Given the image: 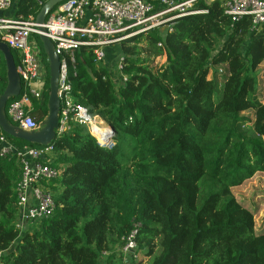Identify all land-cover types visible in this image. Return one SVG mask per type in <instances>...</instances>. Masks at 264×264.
<instances>
[{
  "label": "trees",
  "instance_id": "16d2710c",
  "mask_svg": "<svg viewBox=\"0 0 264 264\" xmlns=\"http://www.w3.org/2000/svg\"><path fill=\"white\" fill-rule=\"evenodd\" d=\"M47 1L14 0L6 16L35 19ZM189 10L201 13L115 49L125 82L111 79L92 47L75 53L72 101L110 128L108 141L72 122L55 138L50 166L60 174L44 183L54 211L22 233L15 228L22 166L14 154L0 158V264H123L118 248L135 230L141 259L129 264H264V228L256 230L255 213L232 193L264 173L257 85L264 25L252 29L248 17L232 22L220 1L194 0ZM11 54L18 66V53ZM5 86L1 56L0 95ZM45 87L29 111L38 125L47 115L48 68ZM0 138L41 147L1 129Z\"/></svg>",
  "mask_w": 264,
  "mask_h": 264
},
{
  "label": "built area",
  "instance_id": "2783aa9c",
  "mask_svg": "<svg viewBox=\"0 0 264 264\" xmlns=\"http://www.w3.org/2000/svg\"><path fill=\"white\" fill-rule=\"evenodd\" d=\"M14 0H0V41L10 50L18 53L20 62L17 72L21 90L17 98L7 103L6 117L24 131H33L39 125L29 115L32 100L43 101L46 91L47 71L41 59L37 44L30 42V37L44 35L54 47L59 58L58 98L60 112L56 137L62 136L69 124L76 123L88 127L90 133L99 138L104 132L95 133L91 128L92 120H99L89 111L75 105L71 98L69 72L75 69V53L81 47H92L98 62L105 60V51L142 32L155 28L170 29L172 21L201 13L190 11L194 0L177 4L174 0H65L50 12L42 25V32L35 19L14 20L6 16ZM220 1L224 13L232 22L242 17L251 20L252 29L264 25V0H208ZM1 65V54H0ZM123 59L119 57L116 67L120 80L126 81L121 74ZM97 138V139H98ZM14 154L22 166V175L17 185V220L15 228L22 233L25 228L37 225L50 217L55 204L51 192L44 183L59 176V171L50 166L53 147L17 148L4 138H0V158ZM137 231L131 232L118 248L122 263L136 262Z\"/></svg>",
  "mask_w": 264,
  "mask_h": 264
},
{
  "label": "water",
  "instance_id": "95a60500",
  "mask_svg": "<svg viewBox=\"0 0 264 264\" xmlns=\"http://www.w3.org/2000/svg\"><path fill=\"white\" fill-rule=\"evenodd\" d=\"M65 0H48L38 12L35 23L39 26V31L42 30V25L50 12ZM44 56L47 60L48 68V98H47V115L44 121L39 124V128L33 131H24L19 127L11 124L6 117V106L9 100L17 98L21 90V82L14 63L11 50L8 46L0 41V54L5 65L6 86L0 95V129L7 136L34 144L41 147L50 146L55 138L58 129V118L60 112V101L57 95L58 78H59V58L55 54L53 44L42 34L38 36ZM110 128L98 138L101 143L108 141L107 134ZM96 133V132H95Z\"/></svg>",
  "mask_w": 264,
  "mask_h": 264
},
{
  "label": "rangeland",
  "instance_id": "374dc122",
  "mask_svg": "<svg viewBox=\"0 0 264 264\" xmlns=\"http://www.w3.org/2000/svg\"><path fill=\"white\" fill-rule=\"evenodd\" d=\"M173 22V21H172ZM30 42L33 44H37L35 36L30 37ZM115 47V48H114ZM37 48L39 49V46L37 44ZM114 48V49H113ZM119 48L118 45L111 47L110 49H113L112 51H115V49ZM116 52V53H115ZM112 54H109V59L105 62L103 61L102 64L107 68L109 71L111 79L115 83H119L120 80V73L116 67V63L119 59V50L115 51ZM46 60V57H45ZM165 62V58H155L152 61V67L153 70H157L161 65H163ZM47 63V60H46ZM46 68V67H45ZM47 71V68H46ZM212 77V72H209L207 75V79H210ZM257 85L259 87V97L264 96V66L258 68L257 70ZM245 117H249L252 119V113L247 112L244 113ZM10 121V120H9ZM96 138V137H95ZM264 139V138H263ZM48 184H45V187ZM232 193L235 198H237L239 201H242L244 205L250 206V209L255 213V227L256 230L264 228V173H257L255 174L251 179L245 181L240 186L235 187L232 190ZM141 257L139 258V260ZM143 264L146 263V259L142 258Z\"/></svg>",
  "mask_w": 264,
  "mask_h": 264
},
{
  "label": "bare ground",
  "instance_id": "6f19581e",
  "mask_svg": "<svg viewBox=\"0 0 264 264\" xmlns=\"http://www.w3.org/2000/svg\"><path fill=\"white\" fill-rule=\"evenodd\" d=\"M90 126L94 130V132L97 133L104 132V130L107 128L98 120H92Z\"/></svg>",
  "mask_w": 264,
  "mask_h": 264
},
{
  "label": "clouds",
  "instance_id": "9594fccd",
  "mask_svg": "<svg viewBox=\"0 0 264 264\" xmlns=\"http://www.w3.org/2000/svg\"><path fill=\"white\" fill-rule=\"evenodd\" d=\"M93 136L95 137V135L93 134Z\"/></svg>",
  "mask_w": 264,
  "mask_h": 264
}]
</instances>
